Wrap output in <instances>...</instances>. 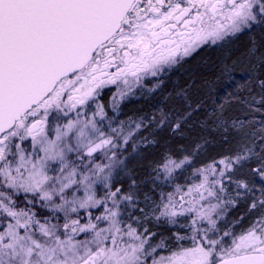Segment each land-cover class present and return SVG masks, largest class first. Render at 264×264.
Segmentation results:
<instances>
[{
    "label": "snow or ice",
    "instance_id": "obj_1",
    "mask_svg": "<svg viewBox=\"0 0 264 264\" xmlns=\"http://www.w3.org/2000/svg\"><path fill=\"white\" fill-rule=\"evenodd\" d=\"M257 30L264 34V0H0V264H264V45L250 40L246 79L238 82L236 61L225 58L203 95L189 93L194 79L175 93L182 116L158 109L161 125L179 116L173 132L202 113L200 126L235 141L232 154L195 168L191 182L167 194L157 189L192 157L163 153L148 163L145 181L127 173L125 191L114 179L126 167L121 157L152 121L113 127L105 105L85 110L111 85L115 111L134 90L161 88L197 50ZM21 192L32 207L18 206ZM241 200L251 201L255 219L239 234L221 232ZM37 204L63 212L62 228L37 219ZM98 205L104 211L93 219ZM80 210L86 223L69 219ZM162 223L183 234L144 227ZM81 233L87 238L77 239Z\"/></svg>",
    "mask_w": 264,
    "mask_h": 264
},
{
    "label": "trees",
    "instance_id": "obj_2",
    "mask_svg": "<svg viewBox=\"0 0 264 264\" xmlns=\"http://www.w3.org/2000/svg\"><path fill=\"white\" fill-rule=\"evenodd\" d=\"M251 39H255L258 44L264 45V34H261L257 30L252 33L245 32L244 34H237L217 47L202 48L190 59L176 68L169 70L166 77H164V83L161 88L143 98L132 99L121 106L119 118L123 121H137L140 117L144 116L148 118L145 121L146 124L152 121L151 127L146 131L149 143L142 144L135 152L130 151L127 153L128 157L124 158L126 167L115 178L116 181L122 182L125 191H127L128 184V180L125 178L127 173H135L138 182L145 181L147 173L150 171L147 168L148 163L158 160L165 152L169 153L177 161L186 155H190L194 160L191 167L182 168L176 172V176L171 185H165L162 189H157V193L163 191L165 194L173 191L176 184L186 186L188 182H191L189 178L195 168L211 164L213 161H219L221 157L233 153L235 141L232 137H229L227 142H225L220 134L212 133L207 128L200 126L199 120L203 118L202 113L195 114L187 124L182 125L179 132H173L171 124H174L179 116L183 115L185 110V106L174 99V97L177 91L193 79L196 83L188 90L189 93L194 97L203 95L207 91L204 84L216 78L219 67L225 58L228 59L230 64L231 61H236L234 74L237 77V81L246 79L245 69L248 67V64L244 53ZM198 87L200 88L199 93L197 92ZM222 96L223 90H221ZM103 101L105 102V99ZM161 108L165 111L169 109L178 111L179 116H173L169 124L161 125L159 119L161 113L158 111ZM235 108L236 105L233 104L229 110L234 111ZM198 145L200 146L199 148L197 147ZM116 186H121V183H117ZM149 187H151L149 183L142 186L141 199L143 198L142 193L147 191ZM96 189L98 194L97 199H99L104 195V189L101 186H97ZM232 194L234 195V193ZM31 199L32 196L28 195L27 200ZM27 200L25 196L19 199L21 208L32 207L28 205ZM250 203V200H241L237 207H229L228 212L223 216L224 219L220 225V230H234L236 232L247 228L249 223L257 215L256 213L249 214L248 204ZM33 210L38 213L37 219L41 222L44 221L45 217H49L50 223H59L61 228L65 223L64 215H60L63 212L58 214L53 213L50 208L41 207L40 204L35 205ZM90 211L94 218L103 212V206L98 205L97 208H93ZM133 215H136V213H133ZM87 217L88 213H79L72 218L84 220ZM144 227H149L153 232H159L164 237H169L175 234V231H178V229L173 230V228L168 227L164 223L156 225L148 224ZM80 238L83 240L87 237L86 235H81ZM156 239L159 240L160 236H157Z\"/></svg>",
    "mask_w": 264,
    "mask_h": 264
},
{
    "label": "rangeland",
    "instance_id": "obj_3",
    "mask_svg": "<svg viewBox=\"0 0 264 264\" xmlns=\"http://www.w3.org/2000/svg\"><path fill=\"white\" fill-rule=\"evenodd\" d=\"M230 38H232V37H230ZM230 38H229V39H230ZM229 39H228V40H229ZM228 40H227V41H228ZM227 41H225V42H227ZM223 43H224V42H223ZM205 48H207V47H205ZM201 49H202V48H201ZM201 49H199V50H201ZM199 50H197L196 52H194L190 57L185 58L184 61H182L181 63L177 64V65L174 66L173 68H176L177 66L181 65L182 63H184L185 61H187L188 59H190V58H191L193 55H195ZM173 68H172V69H173ZM172 69H171V70H172ZM151 87H152V85H151V84H148L144 89H136V90H134L133 93H132L131 95L127 96L124 100L120 101V102H119V107H118L115 111H113L112 106H111V100H112L113 93L116 92V87H115V86H111V85H110V86H107L105 89L101 90V93H100L99 97H98L94 102H91V103H90V106H86L85 110L88 112L89 115H91V113H92L93 111L96 110V104H103V105H105V110H106V112L108 113L109 118L115 120V123H114L112 126H113V127H117V126L120 124V122L123 121L122 119L119 118V115H120V108H121V106H122L124 103H126V102H128V101H131L132 99H140V98H143L144 96H147V95L151 94V91H148V89L151 88ZM103 99H105V102L103 101ZM72 115L74 116L75 113H73ZM130 121H131V122H135V121H133V120H126V121H124V122H125V124H127V123H129ZM59 122H60V123H63V122H65V121L62 120V121H59ZM108 123H109V121L106 120V121L104 122L105 126H107ZM145 123H146V122H145ZM54 127H55V125L53 124V128H54ZM142 133H144V134L141 135ZM53 134H54V133H53ZM24 143L26 144L28 150L30 151V150H31V141L28 140V141H26V142H24ZM132 143H136V145H137L136 150H137V148L140 147L142 144H147V143H149V141H148V135H147L146 131L141 130L140 133H139V135L136 137V140H135L134 142H132ZM127 147H128V151L123 153V155H122V157H121L122 159L128 157V156H127V153H128V152L133 151V149H132V147H131V143H130ZM136 150H135V151H136ZM135 151H133V152H135ZM50 167H51V165H50ZM56 167H57V169H58V165H57ZM122 170H123V169H122ZM122 170H120V172H121ZM178 170H179V169H178ZM178 170H177V171H178ZM54 174H55L54 172H51V171L49 172V175H54ZM115 178H116V176H114V179H115ZM225 183L227 184V181H225ZM98 186H101V188H103L102 185H98ZM96 190H97V189H96ZM75 191H76V189H72L71 191H69V192L67 193V198L71 199V198H72V193L75 192ZM96 193H97V192H96ZM28 195H31V194H27V196H28ZM78 195L82 196V195H83V191L81 190V191L78 193ZM97 195H98V194H97ZM17 196H18V199L16 200V203H17L18 206L21 208V205H20V203H19V199H20L21 197L25 196V194H24L23 192H21V193H18ZM56 202L59 203V200L57 199ZM90 210H91V209H90ZM90 210H89V211H90ZM103 211H104V209H103ZM53 213H54V212H53ZM55 213L58 214V213H60V212H55ZM79 213H80V214H86L87 212L84 211V210H80ZM79 213H78V214H79ZM134 214H135V213H134ZM60 215H64V213H62V214H60ZM75 215H76V214H74V213L70 214V215H69V219H73L72 217H74ZM63 218H64V216H63ZM87 218H88V217H87ZM87 218L84 219V220L82 219L83 221L81 220V223H86V222H87ZM93 219H94V218H93ZM222 219H224V218L222 217ZM0 222H2V221H0ZM64 222H65V219H64ZM180 223L183 224V223H186V221L181 220ZM164 224H166V223H164ZM221 224H222V223H221ZM155 225H156V224H155ZM100 226L103 227L104 225L101 224ZM165 226H166V225H165ZM167 226L173 228V230H177V229H178V231L180 230L181 234H183V231L180 229L179 225L173 226V225H168V224H167ZM221 232H223V231H221ZM240 232H241V231H236L237 234H239ZM175 233H176V231H175ZM81 235H85V234L81 233V234H79L76 238L79 239V240H81V238H80Z\"/></svg>",
    "mask_w": 264,
    "mask_h": 264
},
{
    "label": "flooded vegetation",
    "instance_id": "obj_4",
    "mask_svg": "<svg viewBox=\"0 0 264 264\" xmlns=\"http://www.w3.org/2000/svg\"><path fill=\"white\" fill-rule=\"evenodd\" d=\"M157 255H167V252L166 251H160L157 253Z\"/></svg>",
    "mask_w": 264,
    "mask_h": 264
}]
</instances>
